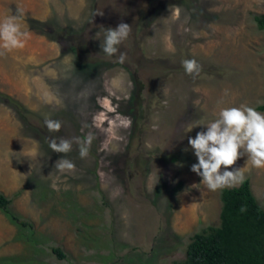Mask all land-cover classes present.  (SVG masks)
Returning <instances> with one entry per match:
<instances>
[{
    "label": "rangeland",
    "instance_id": "1",
    "mask_svg": "<svg viewBox=\"0 0 264 264\" xmlns=\"http://www.w3.org/2000/svg\"><path fill=\"white\" fill-rule=\"evenodd\" d=\"M263 12L264 0H0V19L18 15L28 34L23 48H0V92L28 111L25 124L0 101V192L30 224L20 231L0 211V264H184L189 238L217 226L221 206L220 189L190 171L187 140L221 108L264 103V30L254 21ZM121 22L132 31L109 57L105 29ZM185 59L201 66L195 78ZM106 88L132 125L104 149L109 136L92 118ZM89 132L84 159L75 142L67 154L48 146ZM60 158L75 170L58 172ZM234 167L262 203L264 168L246 155Z\"/></svg>",
    "mask_w": 264,
    "mask_h": 264
},
{
    "label": "clouds",
    "instance_id": "2",
    "mask_svg": "<svg viewBox=\"0 0 264 264\" xmlns=\"http://www.w3.org/2000/svg\"><path fill=\"white\" fill-rule=\"evenodd\" d=\"M179 11L177 8V16ZM95 15L102 16L103 12L97 11ZM19 21L18 15H7L0 19V48L5 52L23 48L25 45L28 34L22 29ZM131 31V26L123 22L115 28L105 29L104 40L100 45L103 53L109 57L116 55L118 46L127 40ZM169 51L175 50L170 48ZM126 59L127 54L121 52L116 62L123 64ZM182 67L185 73L193 78L201 71V66L195 59L183 60ZM111 83L114 87H119L123 85V79L115 77ZM128 86L132 87L131 81L128 82ZM105 90L108 96L97 97V104L102 110L93 116L92 124L108 134L109 139L103 145L104 149H107L112 140L121 139L117 136V131L121 128H130L132 120L120 114L117 111L118 105L113 104L109 98L116 95L115 91L111 88ZM44 123L49 132H59L62 127L59 120L45 118ZM105 124L106 128H104ZM94 138V135L89 132L84 139H52L48 146L54 153L67 154L72 151V145L75 142L79 146V157L84 159L89 154ZM187 143L197 161L191 165L190 171L201 177V181L209 191L234 187L242 183L244 179L241 169L234 167L240 157L246 155L247 162L252 168H264V114L244 104L238 107L221 108L217 118L206 125V130L196 132L195 137H189ZM35 152L34 148L33 154ZM54 167L60 173L75 170V164L65 158L56 160ZM229 168L232 170H228ZM240 211L244 212L246 208L242 206Z\"/></svg>",
    "mask_w": 264,
    "mask_h": 264
},
{
    "label": "trees",
    "instance_id": "3",
    "mask_svg": "<svg viewBox=\"0 0 264 264\" xmlns=\"http://www.w3.org/2000/svg\"><path fill=\"white\" fill-rule=\"evenodd\" d=\"M258 29L264 30V12L254 16ZM0 101L15 110L26 124L28 111L13 97L0 92ZM264 111V103L255 107ZM219 224L208 225L194 233L185 247L184 264H264V200L259 203L252 193L248 178L234 187L220 189ZM11 199L0 192V211L20 231L30 224L13 213ZM246 211L241 212V207ZM52 251L58 258V247Z\"/></svg>",
    "mask_w": 264,
    "mask_h": 264
}]
</instances>
